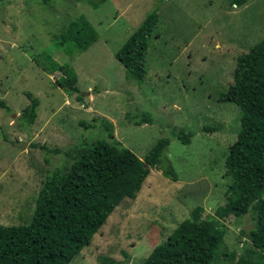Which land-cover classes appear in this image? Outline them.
Segmentation results:
<instances>
[{
	"label": "rangeland",
	"instance_id": "obj_1",
	"mask_svg": "<svg viewBox=\"0 0 264 264\" xmlns=\"http://www.w3.org/2000/svg\"><path fill=\"white\" fill-rule=\"evenodd\" d=\"M99 1L0 2V101L8 107L0 108V225L28 224L42 182L53 169L67 168L72 148L104 140L143 160L166 138L134 200L123 199L68 264H138L184 219L213 222L223 233L217 251L233 255L213 264H235L250 247L253 215L250 209L239 217L227 211L224 159L239 110L218 96L232 83L235 59L264 37V0L239 7L230 0ZM152 11L157 22L147 37L145 76L136 85L124 78L113 55ZM79 15L96 41L83 52L54 49L61 27ZM46 55L71 68L78 94L56 86L60 72L40 70L36 62ZM27 93L37 99L31 125ZM142 118L150 124L136 126ZM100 120L111 124L112 139ZM178 130L190 134L188 144L177 140ZM168 166L175 182L159 171Z\"/></svg>",
	"mask_w": 264,
	"mask_h": 264
},
{
	"label": "trees",
	"instance_id": "obj_2",
	"mask_svg": "<svg viewBox=\"0 0 264 264\" xmlns=\"http://www.w3.org/2000/svg\"><path fill=\"white\" fill-rule=\"evenodd\" d=\"M244 3L246 0H230L231 6ZM156 22L155 12L147 13L113 55L123 67L124 78L136 85H141L145 76L147 37ZM95 41L94 29L79 15L61 27L53 47L70 54L74 50L83 52ZM36 65L47 74L60 72L62 78L56 86L79 93L71 68L50 62L47 55ZM231 77L232 83L218 96L221 103H231L239 110L236 137L224 159L227 211L239 217L250 209L253 215V227L247 232L250 247L235 264H264V37L235 59ZM24 96L29 101L24 110H28L27 123L31 125L37 99L28 93ZM76 100H80L78 95ZM0 108L8 110L1 101ZM97 120L91 118L90 122ZM100 121L106 128V137L112 139L111 124ZM140 124H150V120L142 118L139 124L135 123ZM80 125L89 128L88 124ZM202 130L214 132L215 128L203 126ZM175 136L181 143H189V133L178 130ZM167 145L166 138L158 139L143 160L104 140L72 148L75 151L67 168L53 169L42 182L28 224L0 225V264H68L89 244L123 199L134 200L149 169L158 164ZM159 171L170 181H176L170 166ZM222 234L211 221L184 219L138 264H213L219 256L231 261L232 254L217 251ZM100 264L120 263L102 259Z\"/></svg>",
	"mask_w": 264,
	"mask_h": 264
},
{
	"label": "crops",
	"instance_id": "obj_3",
	"mask_svg": "<svg viewBox=\"0 0 264 264\" xmlns=\"http://www.w3.org/2000/svg\"><path fill=\"white\" fill-rule=\"evenodd\" d=\"M63 103H65L64 107H66V106L69 105L67 101H65V102H63ZM68 107H69V106H68ZM87 109H88V108H87ZM147 249H148V248H147ZM151 250H152V249H151ZM151 250H150V249H149V250H145L143 254H147V253L149 254ZM148 254H147V255H148ZM147 255H146V256H147Z\"/></svg>",
	"mask_w": 264,
	"mask_h": 264
}]
</instances>
